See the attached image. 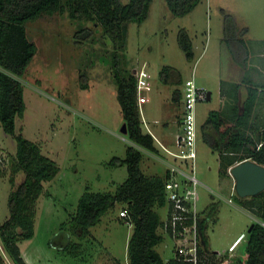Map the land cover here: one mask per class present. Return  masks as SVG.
Listing matches in <instances>:
<instances>
[{
    "label": "rangeland",
    "instance_id": "374dc122",
    "mask_svg": "<svg viewBox=\"0 0 264 264\" xmlns=\"http://www.w3.org/2000/svg\"><path fill=\"white\" fill-rule=\"evenodd\" d=\"M120 2L126 4L128 0ZM223 11L232 16L237 32L245 40V66L238 65L227 49ZM82 26L91 29L92 36L77 42L75 32ZM26 28L37 51L19 78L24 85L26 109L22 118L15 119L14 134L38 143L42 153L58 164L59 171L53 179L43 182V193L37 200L34 235L19 242L21 256L27 264H128L132 225L119 218L122 205L104 214L91 227L87 238L79 239L69 233L71 245L67 243L70 230L62 226L76 209L86 187L114 192L127 177L125 166L108 164L114 156L124 157L127 145L133 144L121 132L124 120L111 70L110 40L99 26L83 19L72 20L66 12L44 14L26 23ZM181 29L187 31L192 41L191 60L178 46ZM123 57L129 69L146 63V86L138 91L143 98L138 104L144 121L141 126L146 131L155 127L163 129L171 140L167 145L171 150H180L175 143L181 133L178 119L182 110L181 100H175L173 91L182 90L183 83L192 75L196 87L210 92V99L195 106L199 126L211 110L230 108L233 83L240 84L237 95L241 112L250 85L258 89L250 122L264 120V0H201L184 16L173 15L166 0H152L147 18L141 24H128ZM164 66L174 68L168 83L160 78ZM177 74L181 84L172 83ZM247 78L248 84L244 81ZM165 121H168L166 128ZM213 135L218 138L217 133ZM156 146V153L141 147L142 171L162 176L168 167L166 159L178 166L180 180L193 174L198 180V209L207 211L213 203L217 204L203 225L207 248L224 251L235 243L232 254L244 259L249 227L259 220L237 204L231 174L225 178L219 176L217 152L199 134L192 171L191 160L181 162ZM0 149L1 223L9 213L10 158L16 149L14 136L5 134L1 125ZM23 179L24 173H17L15 185ZM157 211L163 219L165 207ZM158 232L164 239L155 249L166 262L173 256L174 242L159 229ZM0 254L4 264H13L1 246Z\"/></svg>",
    "mask_w": 264,
    "mask_h": 264
},
{
    "label": "trees",
    "instance_id": "16d2710c",
    "mask_svg": "<svg viewBox=\"0 0 264 264\" xmlns=\"http://www.w3.org/2000/svg\"><path fill=\"white\" fill-rule=\"evenodd\" d=\"M201 0H166L173 15L184 16L191 12ZM152 0H0V125L5 134L13 135L16 149L10 158V183L8 193V216L0 223V246L13 264H27L21 256L19 242L34 235L36 206L43 193V182L53 179L58 173V164L42 153L38 143L21 134L15 135V119L22 118L26 109L24 85L19 80L35 55L37 48L29 38L26 23L42 15L66 12L72 20L92 22L102 30L111 43V70L117 89V99L127 129V137L133 144H128L124 157L114 156L108 164L125 166L127 177L116 186L114 192L92 191L86 187L79 197L76 209L62 226L79 239L91 235V227L97 225L101 217L116 205L126 216L120 219L132 225V234L128 241V264H166L174 261L163 260L155 246L164 237L158 232L162 219L158 209L165 207L166 191L164 183L169 179L166 169L164 175H147L141 169L143 153L141 147L156 153L157 146L152 134L142 128V121L137 103V79L132 68L126 66L123 57L129 23L141 24L148 15ZM224 13L223 32L227 49L238 65L245 66L247 47L244 38L237 32L232 16ZM92 30L80 27L75 32V39L89 40ZM179 48L188 60L193 58V45L185 29L178 33ZM173 67L164 66L160 71L162 82L171 79ZM247 84L250 80H244ZM180 74L172 83L181 84ZM246 84V85H247ZM240 111L237 95L239 83H233L232 104L225 111L211 110L199 127L200 138L212 151L217 152L219 176H229L228 169L237 163L250 160L264 166V120L250 122L251 111L258 89L250 85ZM173 97L181 100L182 92L175 88ZM225 124L227 125L225 127ZM224 127V129H221ZM218 138L214 137V133ZM1 150V149H0ZM24 179L15 185L14 177L19 172ZM237 204L258 218L248 231L245 243L244 259L234 256L233 264H264V189L248 197L235 196ZM217 204L203 210L209 220ZM214 222V219H213ZM202 224V223H201ZM66 243V244H67ZM72 244V243H71ZM70 244V245H71ZM74 244V243H73ZM80 246V243H76ZM75 247V246H74ZM75 255V254H74ZM0 264L3 256L0 254Z\"/></svg>",
    "mask_w": 264,
    "mask_h": 264
},
{
    "label": "built area",
    "instance_id": "2783aa9c",
    "mask_svg": "<svg viewBox=\"0 0 264 264\" xmlns=\"http://www.w3.org/2000/svg\"><path fill=\"white\" fill-rule=\"evenodd\" d=\"M132 73L137 79V103L143 101L138 91L146 86V63L132 67ZM207 93L203 88L196 87L193 79L183 83L180 113L181 133L176 136L174 151L160 144L161 148L171 157L186 162L196 157V143L198 140L199 124L196 118L195 106L207 99ZM231 167L228 169L230 173ZM193 171V165H192ZM178 166L168 165L169 179L164 183L166 191V203L164 218L159 230L168 239L174 242L173 256L168 259L174 262L166 264H233L235 243L224 251L208 249L203 239V220L206 213L198 209V194L196 186L198 180L192 174L184 179L178 178ZM119 216H126L124 210L119 211ZM209 220H206V223ZM202 223V224H201ZM238 242V240H237Z\"/></svg>",
    "mask_w": 264,
    "mask_h": 264
},
{
    "label": "water",
    "instance_id": "95a60500",
    "mask_svg": "<svg viewBox=\"0 0 264 264\" xmlns=\"http://www.w3.org/2000/svg\"><path fill=\"white\" fill-rule=\"evenodd\" d=\"M210 99V92L207 93ZM121 132L127 134L125 123L121 127ZM230 174L235 180V190L239 197L253 196L264 189V166L253 161L246 160L232 166ZM253 224L250 225L251 230Z\"/></svg>",
    "mask_w": 264,
    "mask_h": 264
},
{
    "label": "crops",
    "instance_id": "0c3cea01",
    "mask_svg": "<svg viewBox=\"0 0 264 264\" xmlns=\"http://www.w3.org/2000/svg\"><path fill=\"white\" fill-rule=\"evenodd\" d=\"M182 92V90H181ZM247 96V95H246ZM178 118H179V114H178ZM178 123L180 125V119H178ZM163 126L166 128L168 127V121H165V123L163 124ZM181 127V126H180ZM181 130V129H180ZM149 131H151L152 135L154 136V139L156 144L160 146V144L164 145L165 147L169 148L167 145H169V141H171L170 139H167V134L163 129L160 128H154L153 130L149 129ZM160 142V144H159ZM170 149V148H169ZM165 164L168 166L170 164V162L168 160L165 159Z\"/></svg>",
    "mask_w": 264,
    "mask_h": 264
},
{
    "label": "clouds",
    "instance_id": "9594fccd",
    "mask_svg": "<svg viewBox=\"0 0 264 264\" xmlns=\"http://www.w3.org/2000/svg\"><path fill=\"white\" fill-rule=\"evenodd\" d=\"M183 90V89H182ZM141 118V117H140ZM141 121H142V118H141ZM144 121H142V123H143ZM200 127V126H199ZM147 131L148 132H150L151 133V131H149V128L147 129ZM181 131V130H180ZM152 134V133H151ZM153 136V135H152ZM198 136H199V132H198ZM154 137V136H153ZM156 140V139H155ZM156 142H158V141H156ZM161 147V146H160ZM164 151V150H163ZM165 152V151H164ZM170 156V155H169ZM171 164V163H170ZM193 165V164H192ZM193 167H194V165H193ZM167 170H168V167H167Z\"/></svg>",
    "mask_w": 264,
    "mask_h": 264
}]
</instances>
